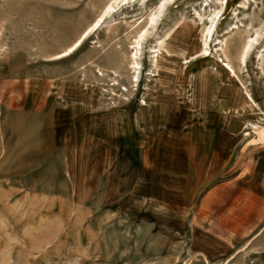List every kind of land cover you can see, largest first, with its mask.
<instances>
[{
  "label": "rangeland",
  "instance_id": "rangeland-1",
  "mask_svg": "<svg viewBox=\"0 0 264 264\" xmlns=\"http://www.w3.org/2000/svg\"><path fill=\"white\" fill-rule=\"evenodd\" d=\"M263 155L264 0H0V264H264Z\"/></svg>",
  "mask_w": 264,
  "mask_h": 264
},
{
  "label": "crops",
  "instance_id": "crops-1",
  "mask_svg": "<svg viewBox=\"0 0 264 264\" xmlns=\"http://www.w3.org/2000/svg\"><path fill=\"white\" fill-rule=\"evenodd\" d=\"M14 86L15 85H13V88ZM12 99H14V97H11L9 100ZM216 188L218 191L219 189H224V199L227 197L232 198L233 203L231 202V206H223V211L226 215L229 211L231 213L237 211V213H239V217L244 218V212L248 216V219H250V221H245L242 225L239 223L238 226L233 224L227 225L222 222L221 226L223 228L227 231H229L230 228L232 231H237L238 228L243 227L244 230H254L255 232L257 228H262L253 239H257L262 233L264 234L263 210H261L262 215L259 210L257 211L255 209L256 207L252 208L247 205L248 203L255 205L259 204V206H262L261 208H264V155L260 156L254 165L248 167L247 169H243L234 179L223 182L216 186ZM229 198L227 200H229ZM256 213H258V216L255 215ZM222 216L223 214L221 216L219 215V218ZM218 221L220 220L218 219ZM244 230L239 229V232L241 233Z\"/></svg>",
  "mask_w": 264,
  "mask_h": 264
},
{
  "label": "bare ground",
  "instance_id": "bare-ground-1",
  "mask_svg": "<svg viewBox=\"0 0 264 264\" xmlns=\"http://www.w3.org/2000/svg\"><path fill=\"white\" fill-rule=\"evenodd\" d=\"M102 19V18H101ZM104 19V18H103ZM102 22V20H100ZM100 21H98L96 24H95V27H97L99 24H100ZM83 39L84 37H81V39H79L65 54L63 53V55H69L70 53H72L74 50H76L80 45L81 43L83 42ZM63 56V57H64ZM249 99L252 103H254L253 99L251 98V96L249 95Z\"/></svg>",
  "mask_w": 264,
  "mask_h": 264
}]
</instances>
